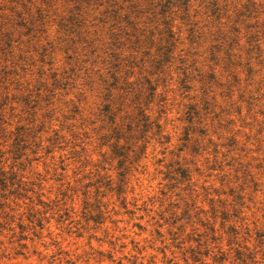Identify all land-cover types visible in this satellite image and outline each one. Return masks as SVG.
Wrapping results in <instances>:
<instances>
[{"label": "rangeland", "instance_id": "obj_1", "mask_svg": "<svg viewBox=\"0 0 264 264\" xmlns=\"http://www.w3.org/2000/svg\"><path fill=\"white\" fill-rule=\"evenodd\" d=\"M0 264H264V0H0Z\"/></svg>", "mask_w": 264, "mask_h": 264}, {"label": "trees", "instance_id": "obj_2", "mask_svg": "<svg viewBox=\"0 0 264 264\" xmlns=\"http://www.w3.org/2000/svg\"><path fill=\"white\" fill-rule=\"evenodd\" d=\"M188 2H189V0H178V7L182 8L183 10H187ZM261 243H262V241H261Z\"/></svg>", "mask_w": 264, "mask_h": 264}]
</instances>
